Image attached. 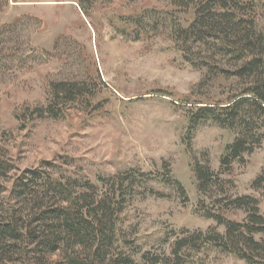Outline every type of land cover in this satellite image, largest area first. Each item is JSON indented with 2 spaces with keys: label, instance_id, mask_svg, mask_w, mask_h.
<instances>
[{
  "label": "rangeland",
  "instance_id": "obj_1",
  "mask_svg": "<svg viewBox=\"0 0 264 264\" xmlns=\"http://www.w3.org/2000/svg\"><path fill=\"white\" fill-rule=\"evenodd\" d=\"M172 2L0 0V160L11 168L10 177L43 162L54 164L56 176L94 184L127 172L151 175L119 221L138 260L145 253L168 256L177 239L197 231H225L203 217L202 208L211 209L222 196L198 192L194 161L219 173L235 136L206 122L187 137L191 105L224 99L235 82L218 78L197 88L206 70L193 68L177 50L169 26L182 9ZM258 12L264 26V10ZM178 18L186 26L192 15ZM58 82L85 83L92 96L67 105L63 117L39 118L34 109L45 108L50 86ZM263 168L264 141L220 178L232 184L231 197L258 199L264 216L261 193L252 189ZM165 177L185 195L162 182ZM2 182L10 189L11 182ZM221 213L230 221L245 218L238 210ZM184 255L188 264H245L212 247Z\"/></svg>",
  "mask_w": 264,
  "mask_h": 264
},
{
  "label": "trees",
  "instance_id": "obj_2",
  "mask_svg": "<svg viewBox=\"0 0 264 264\" xmlns=\"http://www.w3.org/2000/svg\"><path fill=\"white\" fill-rule=\"evenodd\" d=\"M172 5L182 9L173 13L169 26L177 50L193 68L206 70L197 88L218 78L235 82L224 99L192 103L187 137L190 141L194 130L206 122L235 136L220 160L219 173L208 163L194 161L198 192L217 190L222 196L211 209L202 208L203 217L223 226L224 233L214 228L197 231L177 239L168 256L145 253L138 260L140 253L133 240L121 235L119 221L138 194L137 187L151 181V175L135 172L141 181L137 184L134 172L99 177L94 184L63 173L56 176L54 164L43 162L10 177L11 168L0 160V196L6 193L0 200V264H188L184 251L198 253L208 247L245 264H264L260 201L248 195L231 197L232 184L220 178L264 141V26L258 12L264 10V0H174ZM190 12L192 19L184 26L178 16ZM149 14L157 15L154 10ZM143 18L135 20L137 25ZM49 96L45 108L33 111L39 118L63 117L67 105L92 94L85 83L58 82L51 84ZM2 179L11 182L10 189ZM162 182L185 195L171 178ZM252 189L264 201V168ZM230 209L242 211L244 220H226L221 211Z\"/></svg>",
  "mask_w": 264,
  "mask_h": 264
}]
</instances>
